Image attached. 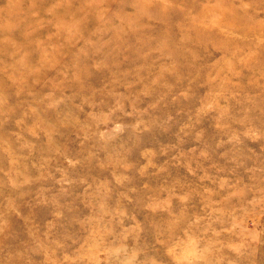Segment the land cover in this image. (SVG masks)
I'll return each mask as SVG.
<instances>
[{
	"label": "rangeland",
	"instance_id": "374dc122",
	"mask_svg": "<svg viewBox=\"0 0 264 264\" xmlns=\"http://www.w3.org/2000/svg\"><path fill=\"white\" fill-rule=\"evenodd\" d=\"M264 264V0H0V264Z\"/></svg>",
	"mask_w": 264,
	"mask_h": 264
},
{
	"label": "bare ground",
	"instance_id": "6f19581e",
	"mask_svg": "<svg viewBox=\"0 0 264 264\" xmlns=\"http://www.w3.org/2000/svg\"><path fill=\"white\" fill-rule=\"evenodd\" d=\"M258 264H260V263H258Z\"/></svg>",
	"mask_w": 264,
	"mask_h": 264
}]
</instances>
